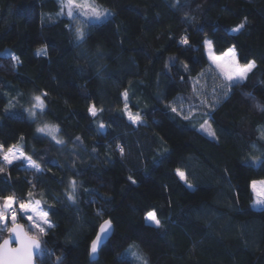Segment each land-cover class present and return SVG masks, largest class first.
Returning a JSON list of instances; mask_svg holds the SVG:
<instances>
[{
    "label": "trees",
    "instance_id": "obj_1",
    "mask_svg": "<svg viewBox=\"0 0 264 264\" xmlns=\"http://www.w3.org/2000/svg\"><path fill=\"white\" fill-rule=\"evenodd\" d=\"M90 1L111 15L0 0V196L16 198L17 223L40 241L36 264H264V205L252 207L251 189L264 181V0ZM206 39L255 67L223 83ZM35 96L44 108L33 116ZM45 125L62 143L37 131ZM11 148L39 170L8 164ZM37 201L54 225L46 234L19 210ZM105 220L112 236L90 261ZM6 234L0 225V243Z\"/></svg>",
    "mask_w": 264,
    "mask_h": 264
},
{
    "label": "snow or ice",
    "instance_id": "obj_2",
    "mask_svg": "<svg viewBox=\"0 0 264 264\" xmlns=\"http://www.w3.org/2000/svg\"><path fill=\"white\" fill-rule=\"evenodd\" d=\"M63 6H67V15L69 17H73V8H87L91 12L90 18H95L96 20H99L101 17H107L111 15V13H108L105 11H100L97 8L93 7L91 4L88 3H80L79 0H66V5L62 4ZM84 15H87V13H83ZM244 23H241L236 28L232 29L233 32H239L242 28H244ZM76 37L77 40L82 41L85 37V33L81 27L76 28ZM181 43L188 44V38L185 36L182 38ZM205 45L210 47L211 42L205 41ZM230 53L233 54L234 59V49L229 50ZM37 54H47L44 49H39ZM13 59L19 62V58L13 56ZM219 66V65H218ZM255 67V62H249L244 67L234 66L230 71H226L224 73L225 78L229 81H232L233 84L241 82L243 79L246 78V75L248 72H250ZM236 77L234 80L233 77ZM47 95L46 93L44 94ZM125 97H127V92L123 93ZM34 100L36 103L33 105V108H39L41 111H43L44 108V100L42 96H35ZM125 109L127 110V104H125ZM173 111H176L175 108H173ZM89 112L91 115L95 116L97 114V110L95 106L93 105L90 107ZM31 115H35V112L32 111ZM128 117L132 122H138L140 121L141 117L137 113L133 115L131 112H128ZM205 124H207V121H205ZM104 125L101 124L100 128H103ZM203 128L204 125H201ZM210 127V126H209ZM48 131L49 134L54 133L55 131H58V129L51 128L47 125L43 128H39L37 131L39 132H45ZM211 135H214V133H210ZM53 139H56V137L53 135ZM57 143H62V141L57 140ZM2 147V146H0ZM123 148L120 149L121 154H123ZM8 152L13 155V158H15V154L13 153L12 149H9ZM28 160V163L31 167L36 168L39 170V165L36 164L35 161L31 159V157H26ZM4 160L11 164L12 160L9 158V155H4ZM4 169L0 167V172H2ZM177 174L180 176L181 179H185V175L183 172L177 171ZM131 179V177H129ZM135 183V181H133ZM70 187L72 189V192L68 194V199L75 203V196L73 193L75 192V181H70ZM31 195V194H30ZM0 225H3L5 229H7L10 233L14 234L17 238V240L20 243V248L12 250L8 249L7 253L5 252L4 246L0 245V260L3 261V264H31L32 260V252L34 249L39 250L40 248V242L36 238L29 237L27 233L24 231V228L22 225L17 223V211L14 205L16 204V198L12 195L9 196H0ZM258 203L264 204V201H258ZM37 206L39 205V201L36 202ZM19 208L25 212L31 210L34 214H38L39 217L42 218L43 224L47 225L48 228L54 227L48 220L47 212H43L42 210H39L38 207H31L30 204H23L21 203L19 205ZM27 219L35 224L37 228H39V231L41 233H45V228L41 226L40 223H38L36 220H34L32 215H29ZM147 220L152 221L155 226H160V221L157 219L155 212H149L146 217ZM9 222L11 223L12 227H8ZM111 229V221H105L103 225L100 226V230L96 235V238L92 240L91 246H90V255H95L98 251V248L104 243L106 236ZM46 234V233H45ZM9 242L7 240L4 241V245H7ZM133 256H136V253H132ZM58 264H59V259ZM137 259H142L140 257H137ZM146 264V261L144 262Z\"/></svg>",
    "mask_w": 264,
    "mask_h": 264
},
{
    "label": "rangeland",
    "instance_id": "obj_3",
    "mask_svg": "<svg viewBox=\"0 0 264 264\" xmlns=\"http://www.w3.org/2000/svg\"><path fill=\"white\" fill-rule=\"evenodd\" d=\"M79 2L80 3H88V4H91L93 7H95V8L98 9V7L96 5H94L90 0H79ZM61 3L64 4V5H66V0H61ZM63 8H64V10H65V12L67 14V11H68L67 6H63ZM98 10H100V9H98ZM83 13H87V15H84ZM74 15L75 16L78 15L80 17H86V18H88L90 20H96L95 18H90L92 14L89 11V9H87V8H73V16ZM205 41H209V39H206ZM230 49H233V48H229L228 50H226L221 55H216V54H214L212 52L211 46L208 47V46L205 45V54H206V57H207V59L209 61L210 66L214 69V72L220 77V79L222 80V82L223 83H226L228 85L233 84V82L227 80L225 78L224 73L226 71H230L234 66H239L241 68L244 67V66H246V65L241 66V65H239L237 63L235 51H234V59H233V54L229 52ZM233 79L235 80L236 77L234 76ZM35 103H36V101L33 99V102H32V105H31V111H34V110L39 109V108H35V109L33 108V105ZM93 105L95 106V97L94 96H92L90 98V100H89V109ZM95 108H96V106H95ZM49 127H51V126H49ZM51 128H55V127H51ZM43 133L46 134V135H48L52 139H53V135H54L56 137V139H54V140H57L58 139V137H57V131H55L52 134H49L48 131L46 130ZM168 136H169L170 143L173 144V145H175L177 142H179L181 140V138H182L181 134L176 129H171L168 132ZM11 149H12L13 153L15 154V158H13V155L10 154L9 152H6L5 155L6 154L9 155V158L12 161L22 160L24 162V165H25V168L26 169H32L33 168V167H31L29 165L28 160L26 159V157H24L22 155V153L20 151L15 150L14 148H11ZM251 189H252V191L254 193V199H253V202H252V207L255 208V209H259V208H261L264 205L262 203H258V201H264V181L263 180L253 181L252 184H251ZM28 204H30L31 207H38L39 210H42L40 208V206H37V204H35V203H28ZM19 210H20V212L22 214H24L26 216V218L29 215H32L33 218H34V220H36L38 223H40L41 226H43V227L45 226V224H43L42 218L39 217L38 214H34L31 210H29L27 212L21 210L20 208H19ZM147 221L149 223L154 224L152 221H149V220H147ZM30 224L33 225L34 227H36L35 224H33L32 222H30Z\"/></svg>",
    "mask_w": 264,
    "mask_h": 264
},
{
    "label": "water",
    "instance_id": "obj_4",
    "mask_svg": "<svg viewBox=\"0 0 264 264\" xmlns=\"http://www.w3.org/2000/svg\"><path fill=\"white\" fill-rule=\"evenodd\" d=\"M102 129H103V128H102ZM105 221H109V220H105ZM105 221H103V222L99 225V227H98V229H97V232H96V234H95L93 240L96 238V235H97V233H98L99 230H100V226L103 225ZM20 225H21V224H20ZM22 226H23V225H22ZM11 227H12V226H11ZM23 228H24V226H23ZM24 231L26 232L25 228H24ZM26 233H27V232H26ZM112 233H113V225H112V223H111V229L109 230V232H108V234H107V236H106V239H105L104 243H105V242H106V241L112 236ZM27 235H28L29 237H32V236H30L28 233H27ZM32 238H34V237H32ZM5 240H7V241L9 242L7 245H4V241H5ZM39 242H40V241H39ZM104 243H103V244H104ZM103 244H102V245H103ZM0 245L4 246V249H5V252H6V253H7V250H8V249L15 250V249L20 248V243H19V241L17 240L16 236H15L14 234L10 233L8 230H7V234H6L5 238L1 241ZM102 245H101V246H102ZM90 246H91V245H90ZM101 246H100V247H101ZM100 247L98 248V250L100 249ZM40 249H41V243H40V248H39V250L34 249L33 252H32V260H31V264H36V262H35V257H36L37 254L39 253ZM97 257H98V251H97V253H96L94 256H93V255H90V252H89V259H90V261H94V260H96ZM0 264H3V261H2V260H0Z\"/></svg>",
    "mask_w": 264,
    "mask_h": 264
}]
</instances>
